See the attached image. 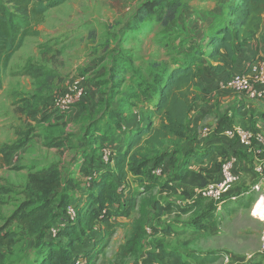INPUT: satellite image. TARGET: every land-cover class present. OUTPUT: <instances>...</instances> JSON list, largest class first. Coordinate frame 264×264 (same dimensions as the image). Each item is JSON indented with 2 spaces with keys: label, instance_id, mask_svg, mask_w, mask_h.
<instances>
[{
  "label": "trees",
  "instance_id": "obj_1",
  "mask_svg": "<svg viewBox=\"0 0 264 264\" xmlns=\"http://www.w3.org/2000/svg\"><path fill=\"white\" fill-rule=\"evenodd\" d=\"M66 1L0 0V91L4 86L5 71L15 53L28 36L40 34L37 26L45 13ZM215 1L219 3L217 11H208V17L197 21L198 34L184 40L170 65L152 72L151 83L141 77L132 78L121 106L113 104L108 95H104V100L100 98L104 103L103 115L91 117L82 129L81 142L91 138L88 146L82 145V158L78 163L79 169H76L85 180L76 178L77 173L72 169L65 174L59 162H51L29 173L22 191L24 199L5 224L0 226L1 245L11 247L21 239L17 238L15 230H8L16 222L22 235L34 239L35 247L41 252L47 250L38 264H76L79 259L90 261L87 255L92 256V251L109 243L115 229L122 223L119 218L130 217L138 207L140 215L134 220L122 252L125 256L133 255L141 251L152 203L153 209L173 211V208H177L186 213L202 200H209L201 196L199 190L220 178L222 163L232 154H229L228 142L219 140L195 146V138L189 132L190 114L200 100L195 87L210 60L219 63L211 65L214 71L223 69L220 64L221 50L235 59L238 46L248 43L256 30L264 25V0ZM144 7L147 10L146 19L154 17L155 21L167 25L176 19L180 2L151 0ZM126 69L124 60L115 62L110 75L114 87L119 88L124 83L118 74L126 72ZM14 75L31 77L40 91L60 77L55 70L31 61ZM116 91L118 93L119 90ZM142 99L148 103L144 113L136 103ZM39 100L37 93L23 98L25 106H19L18 110L35 117ZM125 104H129L134 111L129 112ZM223 125L224 122H221L215 134L213 132L207 138L223 135L234 124L224 128ZM26 141L18 140L0 151L8 154L14 148H21ZM185 142L191 146L181 147ZM167 145L170 148L160 153ZM55 146L61 144L56 143ZM96 149L98 158L92 152ZM104 149L110 152L108 162L103 159ZM166 158L168 166L164 163ZM160 166L164 172L157 175L154 170ZM130 175L136 181H141L146 192L157 186L160 194H182L191 200L176 207L173 202L162 205L153 196L145 195L139 203L133 196L125 199L122 187ZM161 177L165 178L164 181H161ZM70 205L76 210L74 219L67 215ZM211 212L213 214L206 222L209 228L216 223L214 215H219L218 205L214 204ZM53 227L58 229L55 236L51 232ZM63 238L66 239L64 242H57ZM78 242L81 243L80 248L76 246ZM158 247L157 256L162 258V264H193L192 260L197 264H206L218 258L214 252L202 254L189 251L185 252L184 257L180 248H165L162 244H158ZM154 257L149 252L143 264L153 263ZM5 259L6 254L0 250V264H4ZM247 264L263 262L252 259Z\"/></svg>",
  "mask_w": 264,
  "mask_h": 264
},
{
  "label": "rangeland",
  "instance_id": "obj_2",
  "mask_svg": "<svg viewBox=\"0 0 264 264\" xmlns=\"http://www.w3.org/2000/svg\"><path fill=\"white\" fill-rule=\"evenodd\" d=\"M150 1L68 0L45 13L39 22V27L43 28L42 36L28 41L25 49H20L12 58L4 74V88L0 91V149L18 140L27 141L21 148H14L8 154L0 151V226L5 224L24 199L22 191L32 170L59 162L65 174L70 173L69 169L77 173L82 157L80 155L75 160L73 154L77 147L81 149L82 145L90 144L91 138L81 142L84 132L81 129L91 117L103 115L104 103L100 98L104 100V95H108L113 104L121 106L132 78L141 77L151 83L152 72L170 65L184 40L198 34L197 21L208 17V10L216 6L214 0H178L180 8L176 19L165 25L155 21L154 17L145 18L147 10L144 5ZM118 60H124L127 68L126 72L118 74L124 79L119 88L114 87L110 79L111 68ZM29 61L55 70L60 77L41 91L38 90L37 83L31 77L14 75ZM74 78H80L86 86L85 98L77 105L88 113L86 121L79 113L66 119L67 114L59 116L52 112L53 97ZM113 90L119 91L116 93ZM36 93L40 102L35 117L18 110L19 106H25L23 98H30ZM136 103L144 113L148 104L146 100ZM125 105L129 112L134 111L129 104ZM204 127L214 132L212 125H201L197 131L199 135ZM260 129H264V126ZM102 142L104 144V140ZM56 143L61 146H55ZM169 148V145L165 146L160 153ZM92 152L98 158L97 149ZM164 179L161 177V181ZM141 187V181H136L130 175L122 187V194L125 199L136 197L137 203L145 195L153 196L162 205L173 202L176 207L191 200L182 194H160L157 186L150 192ZM256 199L254 195L248 201L232 200L228 209L220 208L219 215H214L216 223L210 228L206 222L213 214L214 204L209 200H202L186 213L177 208H173V211L153 209L152 203L141 251L125 256L122 252L134 220L140 215L137 207L130 217L119 218L122 223L115 229L109 243L101 245L92 254L90 252L92 256L87 255L90 260L87 264H143L149 252L155 256L151 264H162V258L157 256L158 244L165 248H180L184 257L185 252L189 251L217 253L218 258L206 264H247L252 259L264 264V222L253 213L259 203ZM19 228L16 222L8 227V230L17 232V238H21L17 243L11 247L0 244V250L6 254L4 264H38L47 250L41 252L34 246V239L22 235ZM65 240L63 238L57 242ZM80 245V242L76 243L78 248ZM191 262L197 264L193 260Z\"/></svg>",
  "mask_w": 264,
  "mask_h": 264
},
{
  "label": "crops",
  "instance_id": "obj_3",
  "mask_svg": "<svg viewBox=\"0 0 264 264\" xmlns=\"http://www.w3.org/2000/svg\"><path fill=\"white\" fill-rule=\"evenodd\" d=\"M218 7L219 3L216 2V6L208 11H217ZM37 29L40 31V34L37 36H28L24 45L20 48L22 51L25 49L24 47L28 41L42 36L43 28L39 27L38 24ZM20 49L15 53V55L19 53ZM220 56L222 58V62L220 64L223 66V69L221 71H214L211 68V65H217L219 63L210 60L207 67H205L204 72L198 79V84L195 87V90L199 94L200 100L195 105L190 114L189 132L195 138V146H202L215 140L226 143L228 142L230 146L229 154L237 156V172L241 175V179L232 187L229 194H227L225 197V202H223V204L220 206V208L228 209L230 203H232V200L240 199L241 201H245L247 199L249 200V197L254 195V193L244 195H241V193L250 190L251 185L256 180V174L251 167L249 161L250 156L243 150L240 144H236L231 140H227L223 137V135L215 137L213 134H215L219 124L226 121L225 118H228V120L226 123L224 122L223 128L232 123L244 128L258 129L264 133V129H260L261 126H264V98L252 99L244 94H239L231 90H220L217 89V84L222 79H225L234 73L249 72V67L255 58H264V25L256 30L253 38L248 43L238 46L235 59L229 57L225 50H221ZM78 113L80 116H84L85 121L88 119V113L79 106L73 107L68 113H66V119H69ZM54 114L59 115L56 113ZM83 125L81 124L80 126ZM201 125H212L211 128L214 131L212 134L213 136L210 138L201 137L197 132L198 127ZM184 145V147L191 146L189 142H185ZM80 150L82 149L78 147L76 148V152L73 154V157L76 158L75 160L80 157ZM164 163H166L168 166V158L164 160ZM192 166L194 167L196 164H192ZM76 178L85 180V178H83L80 173L76 174ZM82 186L85 187V185ZM233 196H236V199H233ZM212 202L215 205H218L216 202ZM220 208L218 207V211Z\"/></svg>",
  "mask_w": 264,
  "mask_h": 264
},
{
  "label": "built area",
  "instance_id": "obj_4",
  "mask_svg": "<svg viewBox=\"0 0 264 264\" xmlns=\"http://www.w3.org/2000/svg\"><path fill=\"white\" fill-rule=\"evenodd\" d=\"M217 89L231 90L239 94H244L252 99L264 98V58H256L249 67V72H238L222 79L217 84ZM86 86L80 78L72 79L67 87L56 94L52 99V110L56 114H66L77 104L82 102L86 95ZM211 131L204 127L200 130L201 137H208ZM223 135L240 144L243 150L250 156V164L256 174V180L251 185L249 191L241 193H254L257 200L264 198V133L258 129L244 128L239 125L228 127ZM103 159L108 162L110 152L108 149L103 151ZM238 158L236 155H231L224 159L220 171V178L212 180L207 186L199 190V194L211 201L221 204L225 201V197L231 191L232 187L240 181L241 175L237 172ZM164 172L163 167H157L154 173L161 175ZM87 179H90L88 177ZM236 199V196L232 197ZM67 215L74 219L76 210L73 206H68ZM264 222V220H263ZM52 234L55 236L58 229L53 227ZM264 254V232L262 235ZM87 259H79L76 264H87Z\"/></svg>",
  "mask_w": 264,
  "mask_h": 264
},
{
  "label": "bare ground",
  "instance_id": "obj_5",
  "mask_svg": "<svg viewBox=\"0 0 264 264\" xmlns=\"http://www.w3.org/2000/svg\"><path fill=\"white\" fill-rule=\"evenodd\" d=\"M258 205L254 208L255 214H257L260 218H263L264 220V198L256 201Z\"/></svg>",
  "mask_w": 264,
  "mask_h": 264
}]
</instances>
